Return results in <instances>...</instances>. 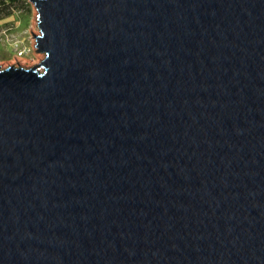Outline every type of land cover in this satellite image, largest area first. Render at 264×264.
I'll use <instances>...</instances> for the list:
<instances>
[{
  "label": "water",
  "instance_id": "95a60500",
  "mask_svg": "<svg viewBox=\"0 0 264 264\" xmlns=\"http://www.w3.org/2000/svg\"><path fill=\"white\" fill-rule=\"evenodd\" d=\"M29 2L0 264H264V0Z\"/></svg>",
  "mask_w": 264,
  "mask_h": 264
},
{
  "label": "rangeland",
  "instance_id": "374dc122",
  "mask_svg": "<svg viewBox=\"0 0 264 264\" xmlns=\"http://www.w3.org/2000/svg\"><path fill=\"white\" fill-rule=\"evenodd\" d=\"M37 17V9L29 0H24L14 7L11 16L0 20V68L11 67L6 64L17 62L18 66L30 69L41 64L44 60L36 65H25V63H34L37 55L36 40L33 39L34 35L40 33L38 25L39 33L34 30V22Z\"/></svg>",
  "mask_w": 264,
  "mask_h": 264
},
{
  "label": "trees",
  "instance_id": "16d2710c",
  "mask_svg": "<svg viewBox=\"0 0 264 264\" xmlns=\"http://www.w3.org/2000/svg\"><path fill=\"white\" fill-rule=\"evenodd\" d=\"M24 0H0V20L11 16L14 7Z\"/></svg>",
  "mask_w": 264,
  "mask_h": 264
},
{
  "label": "bare ground",
  "instance_id": "6f19581e",
  "mask_svg": "<svg viewBox=\"0 0 264 264\" xmlns=\"http://www.w3.org/2000/svg\"><path fill=\"white\" fill-rule=\"evenodd\" d=\"M34 30L39 33V31L37 29V23H36V21L34 22ZM43 59H44V56L37 54L34 63H31V64L25 63V65H27V66L36 65V64L40 63L41 60H43ZM16 63L17 62H13V63H10V64H6V66H9V65L12 66V65H14ZM23 63H21V64L23 65ZM25 65H23V66L26 67Z\"/></svg>",
  "mask_w": 264,
  "mask_h": 264
}]
</instances>
